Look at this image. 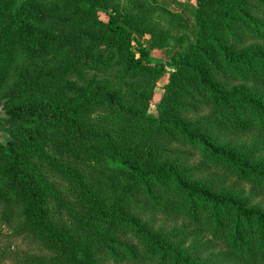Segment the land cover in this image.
<instances>
[{
    "label": "trees",
    "instance_id": "16d2710c",
    "mask_svg": "<svg viewBox=\"0 0 264 264\" xmlns=\"http://www.w3.org/2000/svg\"><path fill=\"white\" fill-rule=\"evenodd\" d=\"M78 1L82 14L108 38L107 43L101 38L106 47L124 49L129 73L163 72L144 49L135 58L120 14L119 19L109 15L102 26L96 20L101 0ZM195 8V41L172 61L168 97L152 118L148 99L138 94L136 104L125 110L116 94L103 88L77 105L36 95L24 76L12 74L15 46L21 44L27 58L41 45L50 47L52 56H60L57 49L65 42L74 55L78 49L73 39L29 29L27 20L39 11L15 4V29L9 36L0 33V93L6 92L0 131L7 123L26 129L8 131L0 142V223L12 232L11 240L34 241L43 251L42 257L12 264H264V213L250 208L240 194L196 179L198 166L192 172L181 163L193 157L203 163L202 173L213 170L264 192L258 140L252 146L235 141L264 139V0H195ZM77 57L89 71L105 68L82 51ZM66 71L50 79L57 84ZM79 75L82 82L89 78V72ZM104 108L121 111L116 118L125 129H110L99 115ZM148 130V138L139 134ZM85 156L90 158L81 163ZM103 159L114 173L100 179L102 184L91 185L93 170L76 176L84 165ZM43 167L65 184L71 181L70 192L86 200L78 207L90 212L86 218L75 223L63 214L62 221V208L47 213ZM104 190L110 192L108 201ZM166 220L175 223L173 229H167ZM6 254L0 253V264Z\"/></svg>",
    "mask_w": 264,
    "mask_h": 264
},
{
    "label": "rangeland",
    "instance_id": "374dc122",
    "mask_svg": "<svg viewBox=\"0 0 264 264\" xmlns=\"http://www.w3.org/2000/svg\"><path fill=\"white\" fill-rule=\"evenodd\" d=\"M21 3L34 6L40 13V16L32 15L31 19L27 20L29 29L37 34L45 33L68 40L73 39L74 46L77 47L78 51L74 55L72 46L65 42L59 48L57 47V50L61 52L60 56H52L50 54L52 49L50 47L45 49L41 45L35 47L37 51H34L33 57L27 58L20 51V44L15 46L9 63L12 67V74L24 76L30 82L31 87H36V95L65 101L70 105L83 102L94 89L103 88L116 94L119 101L118 105L123 110L136 104L137 94L140 97H146L150 103L147 115L156 118L159 111L163 109L162 102L168 97L167 88L170 85V77L174 73L171 63L174 59L181 57L186 52L188 45L193 43L196 38L195 0H107L106 2L101 0L103 4L96 8L97 22L104 26L110 19L109 15L116 17L117 13L120 14L122 27L130 33L131 52L134 53L135 58L139 57V50L144 49L149 59L164 68L163 72L142 71L129 73L124 65L126 58L124 49L116 44L109 46V48L106 47L101 38H105L106 43L108 38L104 37L103 30L94 24L90 17L82 14L84 5L80 1L0 0L1 36H9L10 31L15 29L11 14L15 4L19 5ZM140 6L143 7V11L139 8ZM3 42L4 40L1 39L0 49L3 48ZM80 51L84 52L86 56L100 61L105 67L104 70L96 68V70L89 71L82 67V62L76 61ZM65 71L66 78L58 81L57 84L50 79V74L60 75ZM79 72L84 76L89 72V78L86 82L79 80ZM41 81H44L42 85H40ZM62 89L63 92H60ZM5 93H0L1 115L5 114L3 102ZM137 107L140 111H144L143 105L138 104ZM121 113L116 109L104 108L103 111L99 112V115L104 118L105 124L110 129H114L112 128L114 125L118 132L120 129H125L123 123L119 122V118H116ZM173 116H176V114H173ZM127 118L129 119V117ZM114 119L117 120L115 124L113 123ZM97 123H100V121ZM24 129H26V126L16 127V125L7 123L5 129L0 131V136L3 139V137H8V131L16 133ZM150 132L148 130L139 134L148 138ZM259 139L248 136L235 139V141L246 146H252L258 140L256 146H254L264 158V139ZM260 152H258L259 155ZM88 158L90 157H81L80 162L83 163ZM181 163H185L187 169L192 172L194 166H198L199 173L193 174L196 179L224 189L220 191L240 194L243 201L250 208H255L264 213V192L250 189L246 184L233 178H227L213 170L202 173L203 163L193 157L192 159L184 157ZM62 164L67 165L68 169L71 170L70 163L63 162ZM92 170L95 179L91 182V185L94 186L102 184L103 181L100 179H107L114 173L113 168L103 159L98 164L94 162L90 165H84V168H81V172H77L76 176L78 177L83 173L88 176L92 173ZM41 173L45 175L47 185L49 184V186H45L49 202L48 214L52 213L51 215H53L55 210L62 208L59 211V217L62 219L64 214L67 220L75 223H77V219H84L90 214L87 209H78L83 205L81 202H86V200H79L77 194L70 192L71 181L65 184L61 179L55 178L57 175L49 174L45 167L42 168ZM116 176L117 174L114 177ZM102 197L108 201L110 192L104 190ZM84 207L87 206L84 205ZM50 219L55 218L52 216ZM158 225L167 231V229H173L175 223L166 220L165 226L167 229L162 224ZM11 234L10 229L0 223V253H7L2 258L3 263L1 264H12L15 259L23 261L29 257H42L41 252L43 250L36 242L21 238L11 240L9 238ZM44 256L46 257L47 254H44Z\"/></svg>",
    "mask_w": 264,
    "mask_h": 264
},
{
    "label": "water",
    "instance_id": "95a60500",
    "mask_svg": "<svg viewBox=\"0 0 264 264\" xmlns=\"http://www.w3.org/2000/svg\"><path fill=\"white\" fill-rule=\"evenodd\" d=\"M2 113V106H0V115ZM2 141V137L0 136V142Z\"/></svg>",
    "mask_w": 264,
    "mask_h": 264
}]
</instances>
